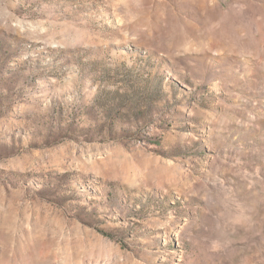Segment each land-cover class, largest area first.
I'll return each mask as SVG.
<instances>
[{"label":"rangeland","instance_id":"obj_1","mask_svg":"<svg viewBox=\"0 0 264 264\" xmlns=\"http://www.w3.org/2000/svg\"><path fill=\"white\" fill-rule=\"evenodd\" d=\"M0 264H264V0H0Z\"/></svg>","mask_w":264,"mask_h":264}]
</instances>
